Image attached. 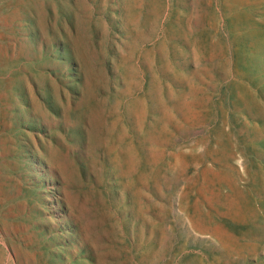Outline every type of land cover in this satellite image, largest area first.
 I'll use <instances>...</instances> for the list:
<instances>
[{
    "label": "rangeland",
    "instance_id": "374dc122",
    "mask_svg": "<svg viewBox=\"0 0 264 264\" xmlns=\"http://www.w3.org/2000/svg\"><path fill=\"white\" fill-rule=\"evenodd\" d=\"M263 248L264 0H0V264Z\"/></svg>",
    "mask_w": 264,
    "mask_h": 264
},
{
    "label": "bare ground",
    "instance_id": "6f19581e",
    "mask_svg": "<svg viewBox=\"0 0 264 264\" xmlns=\"http://www.w3.org/2000/svg\"><path fill=\"white\" fill-rule=\"evenodd\" d=\"M10 55V54H9ZM62 88V87H61ZM31 89H33V87H31ZM17 91V90H16ZM61 92V91H60ZM63 92V91H62ZM63 94V93H62ZM61 94V95H62ZM64 96V95H63ZM59 97H60V95H59ZM75 99V98H74ZM146 99V98H145ZM149 116V115H148ZM148 121V120H147ZM16 129H18V128H16ZM13 131V130H12ZM40 137V136H39ZM16 138H17V136H16ZM17 141V140H16ZM40 150V149H39ZM46 158V157H45ZM259 199V198H258ZM260 226V225H259ZM220 236V235H219ZM237 238V237H236ZM249 240H250V237H249ZM224 241V240H223ZM243 241V240H242ZM226 242V241H225ZM224 242V243H225ZM264 249V248H263ZM261 254V253H260ZM263 254V253H262ZM250 257V256H249ZM252 257H255V256H252ZM260 258V257H259ZM264 258V257H263ZM243 261V260H242ZM262 262V261H261ZM240 263V262H239Z\"/></svg>",
    "mask_w": 264,
    "mask_h": 264
}]
</instances>
